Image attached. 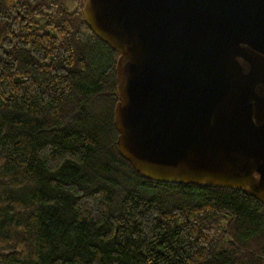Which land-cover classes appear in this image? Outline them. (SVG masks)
<instances>
[{
	"label": "trees",
	"instance_id": "1",
	"mask_svg": "<svg viewBox=\"0 0 264 264\" xmlns=\"http://www.w3.org/2000/svg\"><path fill=\"white\" fill-rule=\"evenodd\" d=\"M119 52L84 0H0V264H264V203L118 150Z\"/></svg>",
	"mask_w": 264,
	"mask_h": 264
},
{
	"label": "water",
	"instance_id": "2",
	"mask_svg": "<svg viewBox=\"0 0 264 264\" xmlns=\"http://www.w3.org/2000/svg\"><path fill=\"white\" fill-rule=\"evenodd\" d=\"M84 16L119 52L120 154L264 203V0H84Z\"/></svg>",
	"mask_w": 264,
	"mask_h": 264
}]
</instances>
